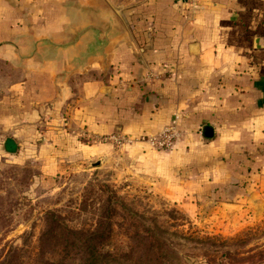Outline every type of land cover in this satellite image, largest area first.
I'll return each mask as SVG.
<instances>
[{
  "label": "crops",
  "instance_id": "0c3cea01",
  "mask_svg": "<svg viewBox=\"0 0 264 264\" xmlns=\"http://www.w3.org/2000/svg\"><path fill=\"white\" fill-rule=\"evenodd\" d=\"M192 3L0 0V125L48 172L176 116L181 138L156 154L188 178L166 189L264 204V0Z\"/></svg>",
  "mask_w": 264,
  "mask_h": 264
},
{
  "label": "rangeland",
  "instance_id": "374dc122",
  "mask_svg": "<svg viewBox=\"0 0 264 264\" xmlns=\"http://www.w3.org/2000/svg\"><path fill=\"white\" fill-rule=\"evenodd\" d=\"M147 136L107 135L116 151L47 172L26 136L0 125V264H264V204L187 183L172 195L186 172L156 154L172 147L133 149Z\"/></svg>",
  "mask_w": 264,
  "mask_h": 264
},
{
  "label": "built area",
  "instance_id": "2783aa9c",
  "mask_svg": "<svg viewBox=\"0 0 264 264\" xmlns=\"http://www.w3.org/2000/svg\"><path fill=\"white\" fill-rule=\"evenodd\" d=\"M193 0H186L184 3H190L191 5ZM176 121L177 117L173 116L170 119L169 124L163 126L159 131H157L153 135H149L146 137V141L151 145H154L161 149H168L173 146L177 138H179L180 133L176 129ZM115 138V142H120L123 138H118V136L113 137Z\"/></svg>",
  "mask_w": 264,
  "mask_h": 264
},
{
  "label": "trees",
  "instance_id": "16d2710c",
  "mask_svg": "<svg viewBox=\"0 0 264 264\" xmlns=\"http://www.w3.org/2000/svg\"><path fill=\"white\" fill-rule=\"evenodd\" d=\"M3 149L6 152H14L16 149V145H15L13 139L6 138L3 142Z\"/></svg>",
  "mask_w": 264,
  "mask_h": 264
},
{
  "label": "water",
  "instance_id": "95a60500",
  "mask_svg": "<svg viewBox=\"0 0 264 264\" xmlns=\"http://www.w3.org/2000/svg\"><path fill=\"white\" fill-rule=\"evenodd\" d=\"M181 1L185 2L186 0H181ZM100 18L106 21L107 23H109L111 20H113L112 12L110 10H106L102 15H100Z\"/></svg>",
  "mask_w": 264,
  "mask_h": 264
}]
</instances>
